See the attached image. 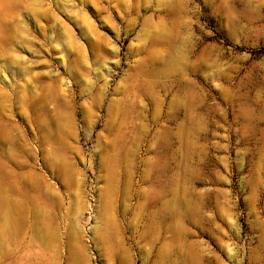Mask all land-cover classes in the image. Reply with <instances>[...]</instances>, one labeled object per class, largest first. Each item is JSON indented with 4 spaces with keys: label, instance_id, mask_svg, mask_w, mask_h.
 I'll return each mask as SVG.
<instances>
[{
    "label": "rangeland",
    "instance_id": "rangeland-1",
    "mask_svg": "<svg viewBox=\"0 0 264 264\" xmlns=\"http://www.w3.org/2000/svg\"><path fill=\"white\" fill-rule=\"evenodd\" d=\"M0 264H264V0H0Z\"/></svg>",
    "mask_w": 264,
    "mask_h": 264
},
{
    "label": "bare ground",
    "instance_id": "bare-ground-1",
    "mask_svg": "<svg viewBox=\"0 0 264 264\" xmlns=\"http://www.w3.org/2000/svg\"><path fill=\"white\" fill-rule=\"evenodd\" d=\"M7 211V210H6ZM9 212V211H8ZM5 215H7V214H5Z\"/></svg>",
    "mask_w": 264,
    "mask_h": 264
}]
</instances>
